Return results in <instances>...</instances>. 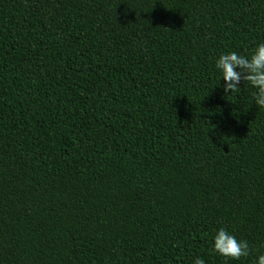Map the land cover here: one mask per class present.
<instances>
[{"label": "trees", "instance_id": "1", "mask_svg": "<svg viewBox=\"0 0 264 264\" xmlns=\"http://www.w3.org/2000/svg\"><path fill=\"white\" fill-rule=\"evenodd\" d=\"M261 43L264 0H0V264H257L264 108L215 65Z\"/></svg>", "mask_w": 264, "mask_h": 264}, {"label": "clouds", "instance_id": "2", "mask_svg": "<svg viewBox=\"0 0 264 264\" xmlns=\"http://www.w3.org/2000/svg\"><path fill=\"white\" fill-rule=\"evenodd\" d=\"M215 66L222 74L226 93L239 92L240 88L237 85L243 80L258 90L254 94L255 103L264 108V43L259 44L249 58L236 52L222 54ZM238 68L239 72L236 71ZM211 251L228 260H239L249 255L250 248L247 241H238L234 235L220 228L214 237ZM194 264H205V262L197 258ZM257 264H264V255L258 257Z\"/></svg>", "mask_w": 264, "mask_h": 264}]
</instances>
